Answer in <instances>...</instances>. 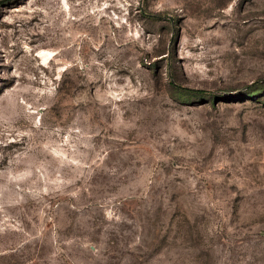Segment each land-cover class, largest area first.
Instances as JSON below:
<instances>
[{"label": "rangeland", "instance_id": "rangeland-1", "mask_svg": "<svg viewBox=\"0 0 264 264\" xmlns=\"http://www.w3.org/2000/svg\"><path fill=\"white\" fill-rule=\"evenodd\" d=\"M0 264H264V0H0Z\"/></svg>", "mask_w": 264, "mask_h": 264}, {"label": "trees", "instance_id": "trees-1", "mask_svg": "<svg viewBox=\"0 0 264 264\" xmlns=\"http://www.w3.org/2000/svg\"><path fill=\"white\" fill-rule=\"evenodd\" d=\"M181 88H182V87H181ZM181 88H180L181 91H193V92H196L195 95H198L199 93L201 94V93L203 92V90H201V89H198V90H195V89H194V90H191L190 88H187V87H184L183 89H181ZM197 93H198V94H197ZM215 99H216V98H212V100H213L212 103H213V104H214V102H215V101H214Z\"/></svg>", "mask_w": 264, "mask_h": 264}, {"label": "bare ground", "instance_id": "bare-ground-1", "mask_svg": "<svg viewBox=\"0 0 264 264\" xmlns=\"http://www.w3.org/2000/svg\"><path fill=\"white\" fill-rule=\"evenodd\" d=\"M54 55V52L52 51H46L43 53L44 61H48L50 58H52Z\"/></svg>", "mask_w": 264, "mask_h": 264}]
</instances>
